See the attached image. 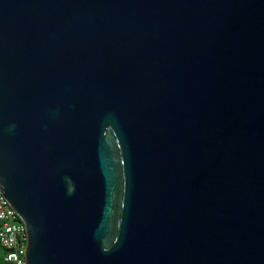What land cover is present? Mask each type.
Segmentation results:
<instances>
[{"label":"water","instance_id":"1","mask_svg":"<svg viewBox=\"0 0 264 264\" xmlns=\"http://www.w3.org/2000/svg\"><path fill=\"white\" fill-rule=\"evenodd\" d=\"M0 185L25 264H264V0H0Z\"/></svg>","mask_w":264,"mask_h":264},{"label":"built area","instance_id":"2","mask_svg":"<svg viewBox=\"0 0 264 264\" xmlns=\"http://www.w3.org/2000/svg\"><path fill=\"white\" fill-rule=\"evenodd\" d=\"M26 239L25 223L2 194L0 185V246L5 264H25Z\"/></svg>","mask_w":264,"mask_h":264},{"label":"trees","instance_id":"3","mask_svg":"<svg viewBox=\"0 0 264 264\" xmlns=\"http://www.w3.org/2000/svg\"><path fill=\"white\" fill-rule=\"evenodd\" d=\"M0 264H5V261H4V251L1 248V246H0Z\"/></svg>","mask_w":264,"mask_h":264}]
</instances>
